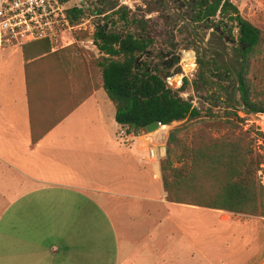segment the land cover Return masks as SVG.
Returning <instances> with one entry per match:
<instances>
[{
	"label": "crops",
	"instance_id": "crops-1",
	"mask_svg": "<svg viewBox=\"0 0 264 264\" xmlns=\"http://www.w3.org/2000/svg\"><path fill=\"white\" fill-rule=\"evenodd\" d=\"M40 43L0 49L4 264L264 262V219L167 201L160 170L165 139L153 145L123 139L103 89L44 133L50 117L43 118L34 138L25 65L42 55ZM152 146L158 162L149 157ZM52 193L61 201L48 200ZM42 210L55 220L33 221Z\"/></svg>",
	"mask_w": 264,
	"mask_h": 264
},
{
	"label": "trees",
	"instance_id": "trees-1",
	"mask_svg": "<svg viewBox=\"0 0 264 264\" xmlns=\"http://www.w3.org/2000/svg\"><path fill=\"white\" fill-rule=\"evenodd\" d=\"M236 1L199 0L197 21L209 24L219 17L215 28L224 19L236 24L239 68L226 66L225 70L233 74L241 111L264 117V32L242 16ZM67 13L76 24L84 14L78 8ZM90 40L99 57L86 64L76 63L71 75L65 68V49L51 53L46 41L40 43L42 55L25 65L33 137L43 118L50 117L44 133L93 91L103 89L115 108L116 123L128 134L137 136L153 123H179L169 133L166 156L160 162L168 202L263 218L264 185L257 174L264 166V153L258 145H264V133L257 127L244 130L247 121L239 117L233 104L221 114L209 111L203 115L191 99L180 96L189 86L187 78L174 90L158 70L150 69L147 63L138 64L139 57L148 52L149 41L113 33L108 24L98 25ZM198 64L204 65L202 61ZM200 79L207 85L204 74ZM255 129L259 133H254Z\"/></svg>",
	"mask_w": 264,
	"mask_h": 264
},
{
	"label": "rangeland",
	"instance_id": "rangeland-1",
	"mask_svg": "<svg viewBox=\"0 0 264 264\" xmlns=\"http://www.w3.org/2000/svg\"><path fill=\"white\" fill-rule=\"evenodd\" d=\"M198 2V0H129L128 6H121L119 0H76L74 3L66 0L65 7L72 9L76 5L84 14L76 24L80 25V30L76 29L73 33L76 43L65 48L63 52L65 68L71 75L76 63L86 64L99 57L97 47L90 45L89 41L98 25L108 24L109 31L113 33L122 36L132 34L149 41L148 52L139 57L137 63H147L150 69L158 70L174 90L178 89L183 78H187L189 86L180 96L186 100L191 99L193 107L199 109L203 115L209 111L221 114L233 104L239 111V117L247 121L243 124L244 130L257 127V117L246 115L241 111L239 104L237 105L240 96L236 90V82L233 74L225 70L226 66L239 68V61L236 62L238 28L235 23L224 19L217 31L215 27L219 23V17L209 24L197 21ZM235 4L245 19L264 32V0H238ZM199 61L204 65H199ZM179 67L182 69L180 73L177 72ZM95 74V79L100 84V74L98 71ZM201 74H204L207 85L201 81ZM258 124L261 125L262 122ZM178 126L179 123L166 126L161 141L164 142L165 139V151L170 131ZM261 126L264 128V124ZM158 130L159 128L154 132ZM190 133L192 129L189 130L188 134ZM254 133L259 132L255 129ZM146 134L147 132L142 131L138 136L145 140ZM182 136L186 139L185 134ZM258 145L262 146L260 151L263 154L264 145L261 142H258ZM257 180L264 185V166L257 174ZM33 198L36 200L37 196L34 195ZM48 200L61 201V196L52 193ZM36 212L38 216L32 219L33 221L41 220L48 223L55 220H52V216H44L46 210ZM5 221L7 218L2 222ZM5 227H2V231H5ZM36 228L41 229L40 226L33 227L34 230ZM21 229L25 230L24 227ZM8 252L2 251L4 257L0 259V263L4 264L7 260Z\"/></svg>",
	"mask_w": 264,
	"mask_h": 264
},
{
	"label": "built area",
	"instance_id": "built-area-1",
	"mask_svg": "<svg viewBox=\"0 0 264 264\" xmlns=\"http://www.w3.org/2000/svg\"><path fill=\"white\" fill-rule=\"evenodd\" d=\"M68 1L70 3L76 2V0ZM128 1L119 0L121 6H128ZM65 5L66 0H0V49L21 47L38 41L48 42L51 50L65 49L75 44L76 38L73 33L76 32V29L80 30V25L71 22L67 13L70 8L68 9ZM72 9L76 10V5ZM78 9L80 8L78 7ZM89 43L94 45L92 40ZM253 116L257 117L258 123L264 124L263 116ZM258 123H256L258 130L264 133V128ZM154 133H147L145 142L151 145L161 142L163 133L160 137ZM120 135L123 139L128 137H140L142 139L141 136L128 134L123 128ZM149 157L155 162L159 161L156 146L149 149Z\"/></svg>",
	"mask_w": 264,
	"mask_h": 264
},
{
	"label": "water",
	"instance_id": "water-1",
	"mask_svg": "<svg viewBox=\"0 0 264 264\" xmlns=\"http://www.w3.org/2000/svg\"><path fill=\"white\" fill-rule=\"evenodd\" d=\"M181 70H182V69H181L180 67L177 68V72H178V73H180ZM159 125H160V124H158V123H153V124L149 125V126L146 128L145 132H147V133H152V132L156 131V130L159 128Z\"/></svg>",
	"mask_w": 264,
	"mask_h": 264
},
{
	"label": "bare ground",
	"instance_id": "bare-ground-1",
	"mask_svg": "<svg viewBox=\"0 0 264 264\" xmlns=\"http://www.w3.org/2000/svg\"><path fill=\"white\" fill-rule=\"evenodd\" d=\"M185 62H187L186 60H185ZM167 129V127L166 126H161V128H159V130L156 132V133H154V134H161V133H163V131H165Z\"/></svg>",
	"mask_w": 264,
	"mask_h": 264
},
{
	"label": "flooded vegetation",
	"instance_id": "flooded-vegetation-1",
	"mask_svg": "<svg viewBox=\"0 0 264 264\" xmlns=\"http://www.w3.org/2000/svg\"><path fill=\"white\" fill-rule=\"evenodd\" d=\"M199 1V0H198ZM199 3V2H198ZM198 11H199V9H198ZM198 11H197V15H196V18L198 17ZM219 26L217 27V28H215L217 31H219Z\"/></svg>",
	"mask_w": 264,
	"mask_h": 264
}]
</instances>
